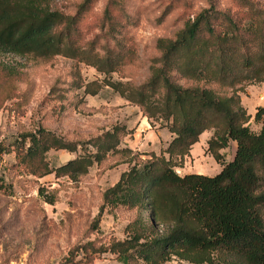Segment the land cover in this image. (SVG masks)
<instances>
[{
    "label": "trees",
    "instance_id": "trees-1",
    "mask_svg": "<svg viewBox=\"0 0 264 264\" xmlns=\"http://www.w3.org/2000/svg\"><path fill=\"white\" fill-rule=\"evenodd\" d=\"M207 2L173 39L157 40L159 57L152 60L148 79L134 86L108 78L117 66L108 48L99 54L91 44L72 41L77 16L50 9L46 0H0V56L63 57L90 66L104 78L79 85L84 95L108 87L173 136L159 155L130 160L104 191L97 223L106 209L135 210L137 218L128 225L126 239L90 249L93 254L109 253L120 264H264V124L257 132L250 129L251 116L239 96L245 86L264 83V15L247 14L242 23L215 0ZM263 112L256 111L255 122ZM204 132L212 133L205 153L221 170L214 176L178 175L175 168ZM124 135L123 128L114 127L73 144L38 128L12 143L0 142V169L2 157L14 153L18 164L38 178L54 174L76 182L109 154L130 155L131 150L118 148ZM231 142L236 149L226 163L220 151ZM77 145L94 150L49 168V151L72 153ZM11 192L0 174V194ZM39 195L53 205L52 195L43 190ZM88 247L77 246L65 263Z\"/></svg>",
    "mask_w": 264,
    "mask_h": 264
},
{
    "label": "rangeland",
    "instance_id": "rangeland-1",
    "mask_svg": "<svg viewBox=\"0 0 264 264\" xmlns=\"http://www.w3.org/2000/svg\"><path fill=\"white\" fill-rule=\"evenodd\" d=\"M215 1L219 9L242 19V23L247 14L264 15V0ZM46 2L52 10L77 16L72 37L76 45L91 44L99 54L109 49L117 61L110 80L134 86L148 79L152 60L159 57L157 40L173 39L188 20L208 6L207 0ZM103 78L94 68L63 57L44 61L0 56V142L12 143L20 135L42 128L65 142L81 144L119 127L125 135L118 148L131 150L130 155L109 154L76 182L55 178L54 174L38 178L18 164L14 153L3 156L0 174L12 186V192L0 194V264H66L69 252L87 244L91 247L71 256L68 264H120L115 256L93 254L90 249L106 248L126 239L128 225L135 221L137 213L124 208L106 209L97 223L102 194L128 169L130 160L139 163L151 154L159 155L173 136L110 88L102 87L94 96L84 95L83 88H78ZM261 86L264 88V83L247 85L239 93L254 132L264 124V112L258 122L254 121L256 111L264 110V94L259 97L251 91ZM232 149L229 146L225 150L224 158L232 156ZM93 150L91 145H77L72 153L52 150L45 161L49 168H56ZM188 157L175 168L178 175L186 170L214 176L220 170L211 157ZM40 190L53 196V205L45 203Z\"/></svg>",
    "mask_w": 264,
    "mask_h": 264
},
{
    "label": "crops",
    "instance_id": "crops-1",
    "mask_svg": "<svg viewBox=\"0 0 264 264\" xmlns=\"http://www.w3.org/2000/svg\"><path fill=\"white\" fill-rule=\"evenodd\" d=\"M263 91H264V88L261 86V87H258L255 90H252L251 93L252 94L255 93V94H257L260 97V96H263V94H264ZM240 101H241V105H242V97L240 98ZM211 136H212V133L211 132H204L203 134H201V136H199L198 142L191 147V150L189 152V157L188 158L195 160V159H198L199 158L198 155L210 157L209 155H207L205 153V150H206V147H207V142H208V140L210 139ZM169 140H171V139H169ZM229 146H231L233 148L232 149L233 150V153H232V156L230 158H224V161L226 163L227 162H230L233 159L234 153H235V149H236V144L234 142H231ZM194 148L198 149L197 152L196 151H193ZM227 149L228 148L221 150L220 151V155H222L223 157H225L224 154H225V150H227ZM220 170H221V168H220ZM186 174H196V173H188V171L183 170V174L182 175H186Z\"/></svg>",
    "mask_w": 264,
    "mask_h": 264
}]
</instances>
